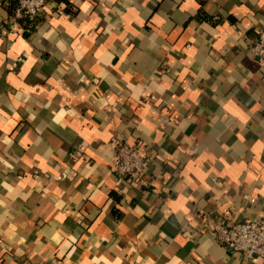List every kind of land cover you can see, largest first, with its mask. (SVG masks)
<instances>
[{
  "label": "clouds",
  "instance_id": "9594fccd",
  "mask_svg": "<svg viewBox=\"0 0 264 264\" xmlns=\"http://www.w3.org/2000/svg\"><path fill=\"white\" fill-rule=\"evenodd\" d=\"M0 264H264V0H0Z\"/></svg>",
  "mask_w": 264,
  "mask_h": 264
}]
</instances>
